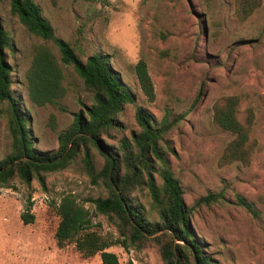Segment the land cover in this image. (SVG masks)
<instances>
[{
  "label": "rangeland",
  "instance_id": "rangeland-1",
  "mask_svg": "<svg viewBox=\"0 0 264 264\" xmlns=\"http://www.w3.org/2000/svg\"><path fill=\"white\" fill-rule=\"evenodd\" d=\"M57 38L67 42L82 61L103 54L135 96L118 114L125 136L139 132L135 112L143 108L159 122L176 120L165 136L173 150L168 154L173 174L179 179L185 204L191 208L199 197L222 193L224 200L209 207L192 209L191 228L211 264H264V0L244 22L234 16V0H34ZM0 25L11 38L5 60L11 67V90L21 110L31 120L30 132L36 148L53 151L58 135L73 115L92 103L91 94L71 66H62L66 94L64 111L36 107L27 97L24 73L30 65L35 45H46L59 57L52 42L29 34L12 16L8 0H0ZM146 63L155 98L148 102L134 75L139 61ZM194 108L191 104L199 91ZM235 95L239 98L237 117L243 121L251 110L254 123L250 139L255 143L248 166H222L220 156L231 135L212 120L216 101ZM55 116L56 127L49 125ZM8 108L0 102V159L10 152L7 131ZM113 143V140H107ZM94 165L102 159L92 149ZM81 157L65 169L46 175L41 187L13 178L0 184V264H102L99 254L83 259L74 245L56 246L58 224L56 205L71 193L89 209L102 233L117 237L115 228L95 215L89 199L104 196L91 184ZM243 196L256 214L235 203ZM147 207L145 192L139 193ZM34 217L24 224L21 215ZM149 218L156 219L152 211ZM120 264H163L159 247L149 241L143 248L112 246Z\"/></svg>",
  "mask_w": 264,
  "mask_h": 264
},
{
  "label": "trees",
  "instance_id": "trees-1",
  "mask_svg": "<svg viewBox=\"0 0 264 264\" xmlns=\"http://www.w3.org/2000/svg\"><path fill=\"white\" fill-rule=\"evenodd\" d=\"M261 1L234 0V16L244 22L260 7ZM8 2L10 14L25 30L44 42H52L59 53L57 57L42 44L33 47L30 65L24 73L30 103L64 111L61 102L66 89L62 66L74 69L91 94L92 103L75 113L72 123L59 133L56 150H38L30 132L31 120L21 110L11 90V67L4 53L11 47V38L0 25V102L6 103L8 108L6 126L11 141L9 154L0 159V184L6 185L18 178L28 185L35 179L44 187L47 174L65 169L81 157L91 184L105 193L87 202L93 205L95 215L104 217L115 228L117 237L103 234L101 223L93 221L89 209L75 195L66 193L55 208L59 221L54 239L59 249L72 244L83 259L99 254L102 264H120L117 256L108 252L110 247L139 250L152 241L159 247L163 264H211L193 234L191 213L194 207H209L223 201L224 197L222 193H208L199 197L191 208L185 204L181 183L173 174L168 158L173 150L165 139L176 120L164 117L157 122L151 114L137 107L135 119L139 132L125 136L118 114L125 105L135 102V96L109 58L95 53L82 61L69 43L55 36L34 0ZM134 75L140 92L152 102L154 86L143 60L135 64ZM201 95L202 90L191 108ZM239 104V98L232 95L216 101L212 107L215 126L231 135L219 159L222 166L232 163L248 166L254 153L255 143L250 139L254 116L248 110L240 121ZM49 125L53 130L56 127L53 114ZM92 149L102 159L99 170L94 165ZM142 192L148 197L150 208L141 202L139 193ZM235 203L256 214L253 204L243 196L236 194ZM152 211L155 220L149 218ZM33 219L28 212L21 215L24 224L32 223Z\"/></svg>",
  "mask_w": 264,
  "mask_h": 264
}]
</instances>
